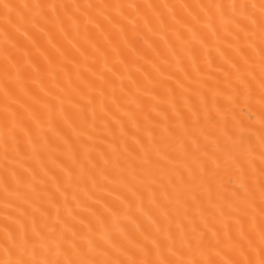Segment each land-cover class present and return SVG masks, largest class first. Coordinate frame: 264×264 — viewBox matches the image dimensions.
Returning a JSON list of instances; mask_svg holds the SVG:
<instances>
[{"label":"bare ground","instance_id":"bare-ground-1","mask_svg":"<svg viewBox=\"0 0 264 264\" xmlns=\"http://www.w3.org/2000/svg\"><path fill=\"white\" fill-rule=\"evenodd\" d=\"M0 264H264V0H0Z\"/></svg>","mask_w":264,"mask_h":264}]
</instances>
